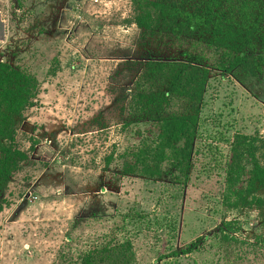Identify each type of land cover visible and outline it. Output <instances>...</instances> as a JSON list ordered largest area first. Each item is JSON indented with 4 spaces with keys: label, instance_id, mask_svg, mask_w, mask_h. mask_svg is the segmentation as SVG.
Returning a JSON list of instances; mask_svg holds the SVG:
<instances>
[{
    "label": "rangeland",
    "instance_id": "obj_1",
    "mask_svg": "<svg viewBox=\"0 0 264 264\" xmlns=\"http://www.w3.org/2000/svg\"><path fill=\"white\" fill-rule=\"evenodd\" d=\"M186 50L208 67L190 170L165 161L155 176L124 174L123 151L148 127L125 123L135 83L149 58ZM222 60L195 39L148 34L131 0H0V61L37 80L14 116L26 157L0 193V264H82L81 249L110 229L130 238L136 264H264V211L222 201L235 133L257 137L264 162V71ZM223 220L231 240L182 252Z\"/></svg>",
    "mask_w": 264,
    "mask_h": 264
},
{
    "label": "trees",
    "instance_id": "obj_2",
    "mask_svg": "<svg viewBox=\"0 0 264 264\" xmlns=\"http://www.w3.org/2000/svg\"><path fill=\"white\" fill-rule=\"evenodd\" d=\"M131 3L135 24L148 34L205 43L220 52L221 67L226 71L241 68L250 75L264 71V0ZM183 55V59L149 58L135 83L125 123L143 122L148 127L145 135L137 127L139 143L123 151L124 174L155 176L165 161L184 175L190 170L208 67L201 64V54L186 50ZM36 86L34 75L0 61V193L26 157L12 144L13 123L14 116L30 103ZM256 141L251 135H233L224 166L222 201L227 207L256 205L264 211V193L257 194L264 190V162L255 156ZM229 224L231 221L223 220L213 234L192 241L182 252L192 251L197 242L212 244V237L217 238L215 246L228 242L232 239L226 231ZM79 256L82 264H136L130 238H117L114 229L91 240Z\"/></svg>",
    "mask_w": 264,
    "mask_h": 264
}]
</instances>
